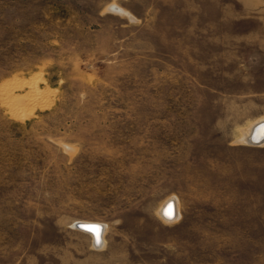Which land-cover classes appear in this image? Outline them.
<instances>
[{
	"label": "rangeland",
	"instance_id": "1",
	"mask_svg": "<svg viewBox=\"0 0 264 264\" xmlns=\"http://www.w3.org/2000/svg\"><path fill=\"white\" fill-rule=\"evenodd\" d=\"M261 118L264 0H0V264H264Z\"/></svg>",
	"mask_w": 264,
	"mask_h": 264
},
{
	"label": "bare ground",
	"instance_id": "2",
	"mask_svg": "<svg viewBox=\"0 0 264 264\" xmlns=\"http://www.w3.org/2000/svg\"><path fill=\"white\" fill-rule=\"evenodd\" d=\"M18 83V82H17ZM28 84V83H27ZM26 84V85H27ZM38 84V83H37ZM36 84V85H37ZM22 85H23V83H22ZM22 85H20L21 86V88H22ZM20 86H19V89H20ZM31 86V85H30ZM38 86V85H37ZM17 88V87H16ZM21 90V89H20ZM30 91V90H29ZM41 91V90H40ZM32 92V91H31ZM39 92V91H38ZM30 93V92H29ZM34 93V92H33ZM42 94V93H41ZM40 94V95H41ZM31 95H33V94H31ZM34 95H35V93H34ZM33 95V96H34ZM45 95V94H44ZM47 95V94H46ZM26 96V95H25ZM39 96V95H38ZM17 104V103H16ZM259 123H264V118H261V119H259V120H257L256 122H254V123H252V125L251 126H249L246 130H244V131H242L241 132V134H240V136H239V138H238V140H237V142L238 143H241V144H244V143H246L247 145H250V146H260V145H262V144H264V139H262L260 142H258V143H256V144H254V143H252V142H250L249 141V137H250V133H251V130L254 128V126H256L257 124H259ZM256 138H254V140L253 141H256L255 140ZM245 145V144H244ZM168 201H171L172 202V216L171 215H168V213H169V210H170V207L169 208H167V209H165L164 210V212H163V208H164V206L166 205V203L168 202ZM177 202H176V200L175 199H173V198H169L168 200H166L163 204H162V206L160 207V209H159V212H158V216L160 217V219L162 220V221H164L165 223H168V224H170V223H173L174 221H176V219L177 218H179L178 216H179V213H178V207H177ZM179 205V204H178ZM171 211V210H170ZM172 217V218H171ZM77 223H88V222H77ZM94 223H96V222H94ZM98 224H100V223H98ZM101 225V224H100ZM78 231H80L82 234H84V235H86V236H88L89 237V239H90V242H91V245L93 246V247H100V248H102L103 246H104V237H103V235H104V231H105V227L103 226V225H101V232H100V242H99V244L98 245H94L93 243H92V235L90 234V233H88V232H84V231H82V230H79V229H77Z\"/></svg>",
	"mask_w": 264,
	"mask_h": 264
},
{
	"label": "water",
	"instance_id": "3",
	"mask_svg": "<svg viewBox=\"0 0 264 264\" xmlns=\"http://www.w3.org/2000/svg\"><path fill=\"white\" fill-rule=\"evenodd\" d=\"M254 138H256V141H253ZM262 139H264V123H259L251 130L249 141L256 144L260 142ZM171 210V216H172V202L168 201L166 205L163 208V212L165 209L169 208ZM172 218V217H171ZM74 228L82 230L84 232H88L92 235V243L96 246L100 242V232H101V225L94 222H88V223H75ZM92 228H95L96 230H91Z\"/></svg>",
	"mask_w": 264,
	"mask_h": 264
},
{
	"label": "snow or ice",
	"instance_id": "4",
	"mask_svg": "<svg viewBox=\"0 0 264 264\" xmlns=\"http://www.w3.org/2000/svg\"><path fill=\"white\" fill-rule=\"evenodd\" d=\"M168 215H171V211L170 210H169ZM91 230L95 231L96 229L95 228H92Z\"/></svg>",
	"mask_w": 264,
	"mask_h": 264
}]
</instances>
